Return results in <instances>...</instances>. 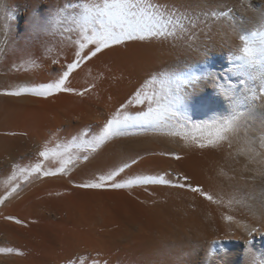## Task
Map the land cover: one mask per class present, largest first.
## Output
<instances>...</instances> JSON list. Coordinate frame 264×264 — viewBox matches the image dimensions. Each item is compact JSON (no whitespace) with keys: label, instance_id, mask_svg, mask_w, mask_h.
I'll return each mask as SVG.
<instances>
[{"label":"bare ground","instance_id":"obj_1","mask_svg":"<svg viewBox=\"0 0 264 264\" xmlns=\"http://www.w3.org/2000/svg\"><path fill=\"white\" fill-rule=\"evenodd\" d=\"M10 1L0 0V199L7 197L0 202V214L13 188L30 176L21 172L22 166L50 149L38 147V153L15 148L9 132L15 111L31 101L33 85L29 73L13 67L15 60L9 61L10 53L20 46L15 30L19 19L14 20ZM161 5L196 20L197 37L131 42L139 55L136 86L143 96L165 103L170 79L192 81L182 88L173 109L183 126L177 130L186 133L185 138L170 135L165 127L132 126L95 153L87 152V161L82 159L85 151L76 152L71 160L80 161L76 170L87 179L82 182L94 181L114 164L131 160L136 163L122 174V181L137 174L163 175L173 181L172 185L132 186L136 199L154 219L148 237L143 236V227H136L145 264H264V68L259 64L237 68L239 62L234 60L242 55L240 36L257 45L264 39V0H161ZM19 90L25 94H5ZM125 109L121 117L139 111L136 105ZM105 112L106 123L110 115L109 110ZM225 121L231 127L223 139L197 147L207 142L211 127ZM105 123L96 125L94 135ZM182 184L190 187L178 186ZM195 187L200 191L191 190ZM2 234L0 229V239ZM3 263L12 261L0 244Z\"/></svg>","mask_w":264,"mask_h":264},{"label":"rangeland","instance_id":"obj_2","mask_svg":"<svg viewBox=\"0 0 264 264\" xmlns=\"http://www.w3.org/2000/svg\"><path fill=\"white\" fill-rule=\"evenodd\" d=\"M10 2H14V20L19 19L15 30L20 46L13 49L14 54L10 53L9 59L13 58L9 61L15 60L13 67L29 73L33 84L29 90L31 101L18 107L9 123L13 136L10 137L15 148L40 153L38 147H48L51 156L50 164L39 155L22 166L21 172L30 176L12 191L6 201L7 209L0 214V244H4L13 264H145L136 227H143V236L148 237L154 219L136 199L132 187H78L94 182H82L86 177L76 170L79 160L68 165L63 173L50 177L32 171L37 163L43 168L50 166L53 171L58 168L56 161L60 158H53V152L63 153L64 159L83 153L87 145L82 141L95 134L96 125L105 123L106 110L111 119L126 107L135 106L134 93L139 92V55L135 45H110L83 61L66 82L72 91L47 96L32 94L34 89L57 80L65 66L75 59L84 35V6L91 8L103 0ZM34 18L41 23L32 25ZM94 49L95 45L90 44L84 52ZM129 101L133 103L129 105Z\"/></svg>","mask_w":264,"mask_h":264},{"label":"snow or ice","instance_id":"obj_3","mask_svg":"<svg viewBox=\"0 0 264 264\" xmlns=\"http://www.w3.org/2000/svg\"><path fill=\"white\" fill-rule=\"evenodd\" d=\"M85 8V14L82 18V41L78 45L75 53V59L65 66L60 77L54 82H49L33 90L32 94L47 96L63 91H72L66 87V82L70 75L80 67L85 60L95 57L102 49L108 48L110 45L128 44L131 42H149L166 40L168 37L182 36L185 40H192L197 37V29L199 27L196 20L191 17H183L174 10L162 7L161 0H103V3L94 7ZM41 21L34 18L32 25H39ZM177 30H179L177 32ZM244 41V46L239 48L242 55H235L234 60L237 68L246 66L261 65L264 68V39L259 44L251 43L243 36L239 37ZM94 44L95 49L89 50L88 53L84 49L88 45ZM192 83L191 80L182 82L177 79H170V95L166 98L165 103H161L159 98H150L143 96L142 93L136 92L135 105L139 107V111L135 114L116 115L108 119L103 125L98 135L91 136L90 139L82 141L87 147L84 149L85 154L82 159L87 161L89 156L87 152L95 153L106 142L116 136L125 134L132 126H146L152 128L165 127L170 129V135L185 138L186 133L177 130L180 125L179 117L173 111L178 100L179 93L187 84ZM230 87V86H229ZM6 95H22L24 90L6 92ZM143 96V98H142ZM133 102L129 101L131 105ZM155 105V106H154ZM146 109V110H145ZM192 127L200 129L201 125H192ZM231 127V122L225 121L223 124L211 127L208 132L207 142L197 144L199 148H206L218 143L223 139V133ZM88 134L85 133V136ZM67 151V149H65ZM59 155L60 159L56 161L59 167L54 171H44L42 164L37 163L32 169L33 172L43 175H55L63 173L65 168L73 163L71 158L64 159L63 153L53 152L52 156ZM41 157L48 158V152H41ZM136 163L135 160L124 161L114 164L109 171L95 177L94 182L88 184L77 185L86 189H123L124 187L146 186V185H172L173 181L166 179L163 175H141L137 174L135 178L122 181L119 179L123 173ZM187 181V177L183 178ZM181 187L189 186L186 184L178 185ZM190 187V186H189ZM194 192H199L200 188H191ZM15 189L13 188V192ZM205 198L211 200L212 197L205 194ZM2 199H7L3 197ZM0 199V202H2ZM225 219H229L226 217Z\"/></svg>","mask_w":264,"mask_h":264}]
</instances>
